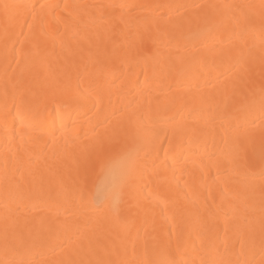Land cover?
Returning a JSON list of instances; mask_svg holds the SVG:
<instances>
[{"label": "bare ground", "instance_id": "6f19581e", "mask_svg": "<svg viewBox=\"0 0 264 264\" xmlns=\"http://www.w3.org/2000/svg\"><path fill=\"white\" fill-rule=\"evenodd\" d=\"M0 264H264V0H0Z\"/></svg>", "mask_w": 264, "mask_h": 264}]
</instances>
